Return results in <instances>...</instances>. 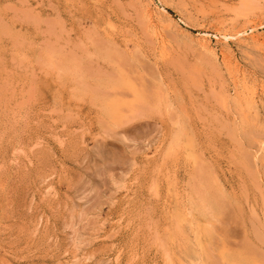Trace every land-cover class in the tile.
Instances as JSON below:
<instances>
[{"label": "rangeland", "instance_id": "1", "mask_svg": "<svg viewBox=\"0 0 264 264\" xmlns=\"http://www.w3.org/2000/svg\"><path fill=\"white\" fill-rule=\"evenodd\" d=\"M201 263L264 264V0H0V264Z\"/></svg>", "mask_w": 264, "mask_h": 264}, {"label": "bare ground", "instance_id": "2", "mask_svg": "<svg viewBox=\"0 0 264 264\" xmlns=\"http://www.w3.org/2000/svg\"><path fill=\"white\" fill-rule=\"evenodd\" d=\"M150 1V0H149ZM205 35V34H204ZM222 36V35H221ZM229 37V36H228ZM231 37V36H230ZM226 38V37H225ZM209 211V210H208ZM202 264V263H201Z\"/></svg>", "mask_w": 264, "mask_h": 264}]
</instances>
